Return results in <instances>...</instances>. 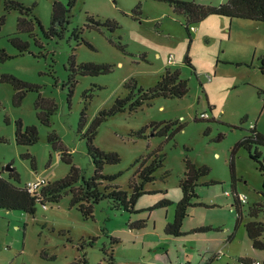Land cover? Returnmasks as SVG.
I'll return each mask as SVG.
<instances>
[{"label": "rangeland", "instance_id": "obj_1", "mask_svg": "<svg viewBox=\"0 0 264 264\" xmlns=\"http://www.w3.org/2000/svg\"><path fill=\"white\" fill-rule=\"evenodd\" d=\"M32 8V17L48 29L52 0H9ZM218 6L228 0H185ZM64 3L67 0H63ZM0 28V49L11 57L0 60V75L11 74L37 85L22 104H15L16 91L9 83H0V175L18 186L43 181L47 184L65 178L71 164L89 178L95 166L88 155L85 133L99 113L110 109L118 98L130 94L125 84L130 79L148 89L157 84L167 68L178 69L188 82L183 98L157 97L150 103L108 117L101 124L95 144L106 152L118 153V164L106 165L103 173L118 175L107 184L131 192L129 186L145 157L160 149L165 163L148 183L136 203L137 212L115 209L109 200L95 205L94 217L85 219L72 194L59 202L37 205L34 215L0 209V264H254L262 262L264 251L253 248L244 224L235 230L236 209L233 192L247 196L244 209L262 200L263 177L258 164L245 148L234 156L236 182L230 163L236 144L252 128L264 134V22L210 16L186 29V19L168 3L156 0H77L70 23L62 38H47L40 25L33 35L18 33L19 11H5ZM113 21L115 31L102 26L89 28V18ZM79 35V41L76 38ZM29 43L20 54L11 38ZM84 40V41H83ZM85 42L90 43L93 48ZM124 46L123 48L120 46ZM176 63L168 65L169 56ZM189 56L191 65L185 62ZM84 63L109 65L111 72L84 76L76 74L69 84L71 67ZM78 68V67H77ZM136 94L137 89H134ZM52 109V110H51ZM85 124L81 128L82 113ZM39 113L49 116L43 124ZM207 113L210 120H200ZM38 127L40 139L31 146L18 145L16 122ZM179 121L185 128L174 138L137 132L151 123ZM56 134L57 143L49 137ZM264 156V146H257ZM30 158H26V154ZM210 168L209 175L196 188L201 200L216 207H193L184 222L182 237L164 233L173 220L175 204L153 208L168 198H182L180 179L185 159ZM139 160V162H137ZM7 167H11L8 170ZM19 180L12 176L14 171ZM218 183L210 186L205 182ZM167 192V193H166ZM260 219H263L261 216ZM146 220L147 226L132 230L129 223ZM205 228L204 231L200 229ZM235 234L231 240L229 236ZM222 252L220 260L212 256Z\"/></svg>", "mask_w": 264, "mask_h": 264}, {"label": "trees", "instance_id": "obj_2", "mask_svg": "<svg viewBox=\"0 0 264 264\" xmlns=\"http://www.w3.org/2000/svg\"><path fill=\"white\" fill-rule=\"evenodd\" d=\"M77 0H52V17L51 24L48 29H44L37 18L32 17V8L25 6L21 2L0 0V28L4 23V17L1 16L2 4L5 11H19L20 17L18 19V33H29L33 35L35 26L38 24L43 29L44 36L47 38L59 37L62 38L67 26L70 23V12ZM168 3L173 7L174 11L186 19V29L190 32L192 24L200 23L210 16H222L230 19H243L264 22V0H228L218 6L203 5L195 1L185 0H156ZM89 28L100 30L102 26L108 27L111 31H115L117 24L113 21L107 20L105 22L96 21L95 18H89ZM79 39V35H76ZM14 46H16L20 54H24L29 49V43L23 41L18 36L10 39ZM84 41V40H83ZM88 46H93L85 42ZM122 48L124 46L120 45ZM11 57L5 50L0 49V60L5 62ZM185 62L191 65L189 56H186ZM264 65V61H263ZM192 66V65H191ZM78 67V68H77ZM69 77V84L74 85L76 82V74L80 73L84 76H97L109 73L112 67L106 64L98 65L94 63H84L79 66L73 65ZM264 71V67H262ZM0 83L11 84L15 91V104L20 106L29 91L37 90L39 87L34 84L26 83L14 75L5 74L0 75ZM125 86L129 88L130 94L126 98H118L114 105L99 113L98 117L94 120L88 131L85 133L87 140L88 155L90 156L94 166L95 173L92 177H85L82 171L75 165H72V158L68 153H64L62 160L71 164V170L68 175L54 183L45 184L40 194L30 192L26 186H18L15 183L3 178L0 175V209L8 211H23L25 213L34 215L37 211V205L41 203L45 206L46 201L59 202L61 197L65 194H72V206H76L82 213L85 219L94 217L95 205L99 204L102 200H109L115 209H124L128 212H137L135 209L138 200L145 194L149 193L145 190L148 183L154 182L156 172L164 166L165 155L160 149L153 152L148 157L141 161L134 178L130 182V190H123L117 185L106 182H111L118 177V175H106L103 173L106 165L118 164L121 157L115 152H106L95 144L98 130L108 117L123 112L129 106L131 110H137L145 104L157 97L165 98H183L189 93L188 82L180 77V71L177 69L167 68L161 75L160 80L153 87L143 89L138 87V82L135 79H130ZM138 90V93L134 91ZM52 110V109H51ZM85 113H82L80 127L85 124ZM39 119L43 124H49V116H44L39 113ZM200 120H210V118H200ZM151 128L152 135H159L167 137L168 139L174 138L180 131L185 128V124L179 121H167L151 123L144 129L137 132V136L142 138L146 135V130ZM15 139L18 145L31 146L36 144L39 139V130L35 125L25 126L21 120L16 122ZM1 140V139H0ZM51 142L57 143L59 138L56 134L49 137ZM257 146H264V134L258 131L256 127L252 128L250 134L245 136L239 141L234 150L230 163L232 173V181L236 182L235 162L234 156L238 149L245 148L249 151L250 157L258 164V169L263 177L262 184V201L256 202L248 209H244V205L239 200L240 193L237 192L236 186L233 192L227 197L233 196V206L236 209V226L237 230L243 223L245 216L250 221L244 224L245 230L252 246L257 250H264V221H259L261 216H264V156L257 149ZM30 158V154L25 155ZM139 162V160L137 161ZM186 169L183 177L180 179V188L182 190V198L178 202H174L168 198H164L158 205L153 208H167L175 204V212L173 220L166 223L164 233L169 236L182 237L185 235L183 232V225L189 216V210L193 207H216L214 204H207L201 200L197 194L196 188L201 185L200 180L209 175L210 168L207 166H198L188 158L185 159ZM14 171V170H13ZM19 180V174L13 172ZM218 182L211 181L205 182L203 185L210 186ZM167 193V192H166ZM147 226L146 220H138L129 223V228L132 230H140ZM205 228L200 229L204 231ZM235 234L229 236V240L234 238ZM216 258L220 256L219 253L215 254ZM244 264H254L250 260H245ZM264 264V262L259 263Z\"/></svg>", "mask_w": 264, "mask_h": 264}, {"label": "built area", "instance_id": "obj_3", "mask_svg": "<svg viewBox=\"0 0 264 264\" xmlns=\"http://www.w3.org/2000/svg\"><path fill=\"white\" fill-rule=\"evenodd\" d=\"M195 30V27H191V31H194ZM168 62L169 64L171 65H174L176 63L175 61V56L173 54H171L169 56V59H168ZM200 118H208L207 117V113H204V114H201ZM46 183L43 182V181H37V182H29L26 187L27 189L32 192V193H36V194H40V191L42 189V187L45 185ZM226 195H230V192H226L225 193ZM239 200L242 202V203H246L247 202V196L244 195V194H240L239 195ZM221 255V253H219ZM259 264V263H258Z\"/></svg>", "mask_w": 264, "mask_h": 264}, {"label": "crops", "instance_id": "obj_4", "mask_svg": "<svg viewBox=\"0 0 264 264\" xmlns=\"http://www.w3.org/2000/svg\"><path fill=\"white\" fill-rule=\"evenodd\" d=\"M168 65H171V64H169V62H168ZM241 194V193H240ZM245 195V194H244ZM261 197H262V195H261ZM262 201V200H261ZM260 202V201H259ZM211 204H215V203H211ZM261 218V217H260ZM258 219L259 221H264V216H263V219ZM229 240V239H228ZM257 250V249H256ZM261 251H264V250H261ZM219 253H221V255L220 256H218L217 258H216V256H215V252H214V255L212 256V258H211V261L213 262V261H216V260H220V259H222V257H223V254H222V252H219ZM263 261L262 262H264V258L262 259ZM262 262H260V261H257V263L256 264H258V263H262Z\"/></svg>", "mask_w": 264, "mask_h": 264}, {"label": "water", "instance_id": "obj_5", "mask_svg": "<svg viewBox=\"0 0 264 264\" xmlns=\"http://www.w3.org/2000/svg\"><path fill=\"white\" fill-rule=\"evenodd\" d=\"M8 170H11L12 168L11 167H7Z\"/></svg>", "mask_w": 264, "mask_h": 264}]
</instances>
